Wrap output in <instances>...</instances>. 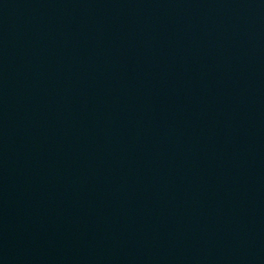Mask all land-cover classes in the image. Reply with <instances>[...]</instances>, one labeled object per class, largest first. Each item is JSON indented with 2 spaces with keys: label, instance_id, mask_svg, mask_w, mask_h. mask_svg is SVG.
Segmentation results:
<instances>
[{
  "label": "water",
  "instance_id": "95a60500",
  "mask_svg": "<svg viewBox=\"0 0 264 264\" xmlns=\"http://www.w3.org/2000/svg\"><path fill=\"white\" fill-rule=\"evenodd\" d=\"M0 264H264V0H0Z\"/></svg>",
  "mask_w": 264,
  "mask_h": 264
}]
</instances>
